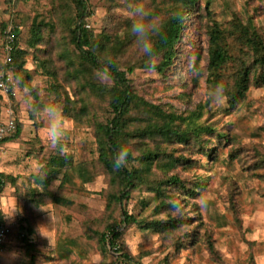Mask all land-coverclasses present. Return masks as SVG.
I'll return each instance as SVG.
<instances>
[{"label": "rangeland", "instance_id": "rangeland-1", "mask_svg": "<svg viewBox=\"0 0 264 264\" xmlns=\"http://www.w3.org/2000/svg\"><path fill=\"white\" fill-rule=\"evenodd\" d=\"M88 3L90 13L84 27L98 41L99 55L110 57L111 50L125 35L127 42L116 51L115 58L122 68L128 64L137 66L129 74L134 89L163 110L187 116L184 126L200 130L186 141L158 134L128 138L133 155L147 150L157 153V162L149 173L151 179L178 175L187 187L195 188L196 184L197 192L189 193L170 184L165 186L164 194H152L148 184H141L131 192L126 204L128 212L142 223L169 217L182 221L167 232L133 222L123 229L119 242L141 264H264V82L251 79L245 96L234 104L227 94L222 103H210L206 84L210 30L217 26L235 31V27L252 22L264 38V0H197L186 16L176 55L164 69L155 70L149 68V58L129 35V12L133 5L143 3L162 22L168 0ZM53 4H57L56 0H0V30L2 25H8L16 33L18 44L26 49L25 84L39 90L38 95L33 92V105L37 95L41 107L59 104L68 118L62 152L46 140L45 121L25 103L22 84L18 99H11L12 106L18 102L15 107L22 128L19 136L2 144L0 153V220L13 229L3 247V261L124 264L112 250L101 252L96 237L91 236L92 229L121 217L120 205L108 202L114 186L110 174L98 161L96 123L112 116L107 100L111 78L101 72L94 76L98 87L102 85V98L82 90L66 64L68 54H73L72 45L59 29L54 33L45 29L38 48L28 46L33 22L60 18ZM228 40L233 51L230 62L246 59L248 48L238 33L228 35ZM2 41L3 38L0 61ZM189 58L201 71L199 79L187 71ZM159 59L155 55L152 63ZM253 69L250 68L251 72ZM3 107L0 94V116ZM148 123L146 115H134L129 125L143 128ZM168 160L178 163L170 166ZM78 162L84 164L81 177L75 170ZM136 165L140 167L142 163ZM51 169L58 176L48 186L52 191L59 188L65 171L74 173L78 192H73V205L52 202L43 195L40 178ZM14 206V218L6 219L3 214ZM40 207L46 211L39 210ZM19 229L24 237L18 236ZM10 254L17 258L5 259Z\"/></svg>", "mask_w": 264, "mask_h": 264}, {"label": "trees", "instance_id": "trees-1", "mask_svg": "<svg viewBox=\"0 0 264 264\" xmlns=\"http://www.w3.org/2000/svg\"><path fill=\"white\" fill-rule=\"evenodd\" d=\"M196 1L168 0V8L161 22L163 28L162 34L154 38L153 41L155 55L160 57L159 62L155 64L156 68L164 69L176 55L177 45L183 32V24L186 21V16L191 13L192 5ZM56 3L53 4V10H56L60 18L57 21L48 22L40 20L33 22L29 28L28 46H32L35 49L38 48L37 44L43 40L45 29L51 33L59 29L63 36H68L69 43L73 48V54H68V59L66 60L71 76L82 90H89L99 98H102L103 88L101 87L102 85L98 87L94 76L97 77L96 73L101 72V68L105 63L114 61V67H112L111 75L109 76L111 84L107 88V100L109 101L112 116L105 122H97L96 129L98 161L110 174V183L114 186V190L108 194V202L110 205L113 203L120 205L121 217L119 221L114 218L108 222L106 221L102 228L92 229L91 236L96 237L101 252L105 253L112 250L117 253L119 259L124 264H141L134 255L124 248V244L119 242L123 229L129 224L136 222L140 226L152 228L157 232H167L174 230L182 219L169 217L165 220H153L142 223V221L136 219L132 212L126 210V204L130 199L132 190L141 184H148V189L152 194H164L166 190L165 186L176 184L181 186L183 190L193 193L197 192L195 189L197 185L195 184V188L187 187L178 175L151 179L149 173L152 164L157 162L155 161L157 153L147 150L142 155H133L128 138L139 134L150 136L158 134L167 139L176 137L179 140L186 141L191 136L199 134L200 130L196 126H184L188 119L187 116L163 110L158 105L147 101L134 89L129 74L137 66L128 64L122 68L115 58L116 51L122 49L127 42L125 35L120 37L119 44H116L111 50L110 57L103 58L99 55L97 51L98 41L94 39L92 31L84 27L86 17L90 13L88 0H56ZM7 27L8 25H2L0 39H4L3 30ZM10 33L14 38L11 70L16 85L20 89V84H25L23 69L25 60L23 59V54L26 49L18 44L16 33H12L11 30ZM235 33H238L242 38L243 44L248 48L249 54L246 55V59L231 63L233 51L228 42V35ZM237 40L239 41V39ZM248 61L250 62L247 63ZM251 67L254 68L253 72L250 70ZM207 70L206 84L208 90L212 84L222 81L231 104L243 98L249 88L251 79L255 82L258 80L264 82V38L261 32H258V29L252 22L235 27V31L219 29L217 26L213 27L209 32ZM17 77L22 78L19 84H17ZM228 78H232L233 81L228 82ZM11 99L15 100L18 98L12 97ZM17 103V101L15 104L13 103L16 116L17 110L15 105ZM34 105L35 107H41V101L37 95L35 96ZM134 115H146L150 123L143 128H130L129 123ZM21 128L22 123L17 117L15 130L6 136L2 143L19 136ZM121 146H128L130 154L127 166L117 171L113 168V160ZM136 162H141L142 165L138 167ZM166 163L174 166L178 162L168 160ZM75 170L77 171V175L81 177L84 173V164L78 162ZM54 172L51 169L48 175L45 174L40 178L41 187L44 190L43 195L49 197L52 202L65 206L73 205L75 200L73 192H78L75 188L74 173L72 170L65 171L61 177L63 179L59 188L52 191L48 186L53 179L58 178ZM203 183H205V180ZM160 206L162 205L160 204ZM0 223L5 222L0 220ZM20 228L24 231L26 230L22 226Z\"/></svg>", "mask_w": 264, "mask_h": 264}, {"label": "clouds", "instance_id": "clouds-1", "mask_svg": "<svg viewBox=\"0 0 264 264\" xmlns=\"http://www.w3.org/2000/svg\"><path fill=\"white\" fill-rule=\"evenodd\" d=\"M129 15L132 18V23L128 30L129 35L135 39L139 50L149 58V68L155 70L156 65L152 63L155 56L153 41L154 38L162 34L163 28L161 22L153 11L145 7L143 3L133 5ZM112 67H114V61L105 63L101 68V73L104 76H110ZM187 71L196 79H199L201 76L199 67L194 64L191 58H189L188 61ZM21 80L22 78L17 77V84H19ZM0 87H4V85L0 84ZM33 92H36L37 95L39 94V90L34 85H23L22 95L25 98V103L34 111L38 118H42L45 121L46 126L44 128V134L46 140L52 148H59L63 152L64 140L68 132V118L63 113L61 106L56 103H48L44 104L42 107H34ZM225 96L226 88L222 81L212 84L207 92V98L212 104L222 103ZM129 154V147L121 146L113 160V168L119 171L126 167ZM39 210L46 211L43 207H40ZM16 211L17 209L14 206L10 212H6L3 215L6 219L12 220ZM14 258H17L15 254H10L5 257V259Z\"/></svg>", "mask_w": 264, "mask_h": 264}, {"label": "built area", "instance_id": "built-area-1", "mask_svg": "<svg viewBox=\"0 0 264 264\" xmlns=\"http://www.w3.org/2000/svg\"><path fill=\"white\" fill-rule=\"evenodd\" d=\"M10 30V27H7L3 30V58L0 61V84L4 85V87H0V94L2 95L4 104L2 118L0 119V153L2 151L3 139L15 130L17 121L16 111L11 104V98L17 97L18 87L11 70L14 51V38L10 33ZM12 231L13 229L10 225L0 223V254L3 253V247L8 242ZM17 233L20 238L25 236V233L21 230H19ZM0 264H5L2 255H0Z\"/></svg>", "mask_w": 264, "mask_h": 264}, {"label": "crops", "instance_id": "crops-1", "mask_svg": "<svg viewBox=\"0 0 264 264\" xmlns=\"http://www.w3.org/2000/svg\"><path fill=\"white\" fill-rule=\"evenodd\" d=\"M1 118H2V114H1V116H0V119H1ZM3 143H4V142H3ZM3 143H2V144H3Z\"/></svg>", "mask_w": 264, "mask_h": 264}]
</instances>
